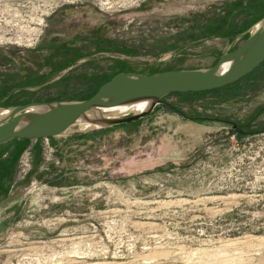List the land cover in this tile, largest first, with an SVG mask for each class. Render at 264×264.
<instances>
[{
  "label": "rangeland",
  "instance_id": "rangeland-1",
  "mask_svg": "<svg viewBox=\"0 0 264 264\" xmlns=\"http://www.w3.org/2000/svg\"><path fill=\"white\" fill-rule=\"evenodd\" d=\"M263 14L264 0H0V106L212 66ZM73 130L0 192V264L263 263L264 63L133 122Z\"/></svg>",
  "mask_w": 264,
  "mask_h": 264
},
{
  "label": "water",
  "instance_id": "water-1",
  "mask_svg": "<svg viewBox=\"0 0 264 264\" xmlns=\"http://www.w3.org/2000/svg\"><path fill=\"white\" fill-rule=\"evenodd\" d=\"M263 63L264 16L238 47L223 53L212 66L154 73L120 72L87 99L0 106V145L16 139H44L78 132L73 127L84 123L94 129L130 123L150 114L171 94L228 86ZM144 103V109L132 114L116 112V108Z\"/></svg>",
  "mask_w": 264,
  "mask_h": 264
},
{
  "label": "crops",
  "instance_id": "crops-1",
  "mask_svg": "<svg viewBox=\"0 0 264 264\" xmlns=\"http://www.w3.org/2000/svg\"><path fill=\"white\" fill-rule=\"evenodd\" d=\"M42 144V139H16L6 145H0V192L5 191L8 195H12L20 184L16 173L21 154L16 155V153L26 148L32 151L39 149L40 152Z\"/></svg>",
  "mask_w": 264,
  "mask_h": 264
},
{
  "label": "built area",
  "instance_id": "built-area-1",
  "mask_svg": "<svg viewBox=\"0 0 264 264\" xmlns=\"http://www.w3.org/2000/svg\"><path fill=\"white\" fill-rule=\"evenodd\" d=\"M38 28V27H37ZM35 32V31H34ZM42 153L44 158V163L42 165V170L46 165L53 163L56 160V148L50 142V138L42 139ZM33 168V153L30 148L25 150L20 156L17 165V180L22 181L26 178L30 170Z\"/></svg>",
  "mask_w": 264,
  "mask_h": 264
},
{
  "label": "trees",
  "instance_id": "trees-1",
  "mask_svg": "<svg viewBox=\"0 0 264 264\" xmlns=\"http://www.w3.org/2000/svg\"><path fill=\"white\" fill-rule=\"evenodd\" d=\"M264 16V14L263 15H261L260 17H259V19L261 18V17H263ZM249 35V34H248ZM248 35L246 36V38L248 37ZM113 77V76H112ZM111 77V78H112ZM111 78H109V79H106V80H101L100 81V79H98L97 81H95L94 82V84H93V87H92V89L88 92V94L85 96V97H81V98H77V99H71V100H82V99H87V98H90V97H92L97 91H98V89L105 83V82H107V81H109ZM240 81V80H239ZM239 81H237V82H239ZM237 82H235V83H237ZM235 83H233V84H235ZM233 84H230V85H233ZM230 85H228V86H230ZM225 87H227V86H225ZM225 87H223V88H225ZM219 89H221V88H218V89H214V90H210V91H215V90H219ZM203 92H209V91H203ZM195 93H200V92H195ZM174 94H177V95H179V94H181V93H174ZM166 98V97H165ZM165 98H164V100H165ZM163 100V101H164Z\"/></svg>",
  "mask_w": 264,
  "mask_h": 264
},
{
  "label": "bare ground",
  "instance_id": "bare-ground-1",
  "mask_svg": "<svg viewBox=\"0 0 264 264\" xmlns=\"http://www.w3.org/2000/svg\"><path fill=\"white\" fill-rule=\"evenodd\" d=\"M38 29V28H37ZM144 107H145V103L144 104H138V105H135V106H132V107H130V106H126V107H120V108H116V112H119V111H124V112H138V111H141L142 109H144ZM81 125H83V127L84 128H86L87 127V129L89 128V127H93V126H91L90 124H86V123H84V124H81ZM78 126V125H77ZM94 129V128H93ZM263 239V241H264V236L263 237H259V239ZM99 264H105V263H99ZM261 264H264V261H263V263H261Z\"/></svg>",
  "mask_w": 264,
  "mask_h": 264
},
{
  "label": "flooded vegetation",
  "instance_id": "flooded-vegetation-1",
  "mask_svg": "<svg viewBox=\"0 0 264 264\" xmlns=\"http://www.w3.org/2000/svg\"><path fill=\"white\" fill-rule=\"evenodd\" d=\"M226 122L231 123L230 120H226ZM232 123H233L234 128H237V125L234 122H232Z\"/></svg>",
  "mask_w": 264,
  "mask_h": 264
}]
</instances>
